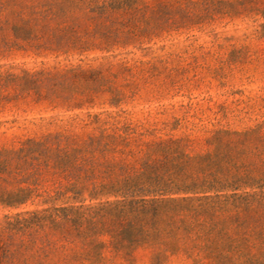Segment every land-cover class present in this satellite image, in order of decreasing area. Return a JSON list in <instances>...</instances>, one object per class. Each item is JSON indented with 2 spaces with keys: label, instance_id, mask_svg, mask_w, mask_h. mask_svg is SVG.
<instances>
[{
  "label": "trees",
  "instance_id": "16d2710c",
  "mask_svg": "<svg viewBox=\"0 0 264 264\" xmlns=\"http://www.w3.org/2000/svg\"><path fill=\"white\" fill-rule=\"evenodd\" d=\"M179 2V1H178ZM168 2L0 0V53L84 52L139 42ZM106 86L101 70L0 73V111L27 99L72 102ZM111 104L117 105L118 93ZM90 117V116H89ZM78 135L50 132L0 146V264H264V133L187 136L95 115Z\"/></svg>",
  "mask_w": 264,
  "mask_h": 264
},
{
  "label": "rangeland",
  "instance_id": "374dc122",
  "mask_svg": "<svg viewBox=\"0 0 264 264\" xmlns=\"http://www.w3.org/2000/svg\"><path fill=\"white\" fill-rule=\"evenodd\" d=\"M159 7L157 32L139 42L84 52L0 53V73L101 70L106 86L72 102L27 99L0 111V146L50 132L78 135L95 115L154 130L151 139L188 137L195 151L224 129L264 133V0H144ZM179 1V2H178ZM118 93L117 105L108 88ZM90 116V117H89ZM5 213L0 211V227ZM105 264H151L139 249L131 263L105 252ZM167 264H188L172 259Z\"/></svg>",
  "mask_w": 264,
  "mask_h": 264
}]
</instances>
